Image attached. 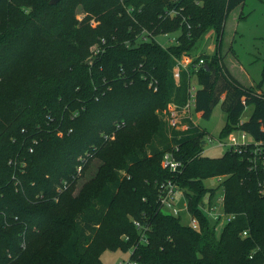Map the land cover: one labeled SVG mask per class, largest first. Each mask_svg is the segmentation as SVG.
Segmentation results:
<instances>
[{"label":"trees","instance_id":"16d2710c","mask_svg":"<svg viewBox=\"0 0 264 264\" xmlns=\"http://www.w3.org/2000/svg\"><path fill=\"white\" fill-rule=\"evenodd\" d=\"M244 1L0 0V264H103L107 250L130 251L136 264H264L263 170H250L248 154L203 156L205 130L171 134L162 112L187 102L197 76L196 112L210 119L221 104L220 137L241 129L264 143V80L244 86L219 48ZM78 8L90 16L79 22ZM144 30L182 34L163 47L142 41ZM211 31L216 53L193 57L177 83L178 61ZM173 146L185 164L178 176L161 165ZM94 156L101 165L73 196L78 168ZM219 175L236 214L220 235L197 208L217 194L204 182ZM176 177L200 231L158 209L159 184Z\"/></svg>","mask_w":264,"mask_h":264},{"label":"rangeland","instance_id":"374dc122","mask_svg":"<svg viewBox=\"0 0 264 264\" xmlns=\"http://www.w3.org/2000/svg\"><path fill=\"white\" fill-rule=\"evenodd\" d=\"M87 16H90L89 13L85 12L81 8L77 9L76 18L79 22L83 21V19ZM90 24L92 26H96L98 23L95 19H92ZM179 36V32H171L168 36L160 34L156 39L163 47H169L173 44L171 40L173 38H178ZM217 40L218 39L214 31L204 35L197 41L196 46L191 52V56L200 57L204 55H214L217 50ZM219 48L225 65L232 68L240 80L248 86L251 85L250 88L258 89L260 85H263L264 0H245L244 3L236 7L229 14ZM184 60L187 62L185 58ZM89 61H91V59H88L86 62L90 63ZM191 81L193 86L199 87L197 76H193ZM176 82L178 83L177 80ZM252 112L253 106L247 107L245 112L240 117V122L247 121ZM196 118H198L200 126H202L204 130L207 129L209 133H213L215 138L219 136L226 124V115L222 111L221 104L214 107L210 119L199 118V116H196ZM233 134L238 136L239 131L236 130ZM115 139L116 137H112L111 141H114ZM248 141L254 142L253 137L249 135ZM225 152L226 148L208 146L205 147L203 156L209 158H219L222 157ZM87 163L88 167L85 168ZM81 165L83 168L80 172H78L79 176L77 177V182L74 186L73 196H77L84 185L96 174L99 166L101 165V160L99 157L94 156ZM118 172L122 175V177L126 175V171L124 169H120ZM204 184L207 188H215L217 186V180L214 177L209 178L205 180ZM181 219L184 224L189 223V216L186 211L182 213ZM130 256V251L107 250L102 254L101 259L103 264H118L120 261L128 260Z\"/></svg>","mask_w":264,"mask_h":264},{"label":"built area","instance_id":"2783aa9c","mask_svg":"<svg viewBox=\"0 0 264 264\" xmlns=\"http://www.w3.org/2000/svg\"><path fill=\"white\" fill-rule=\"evenodd\" d=\"M173 2H177L178 0H171ZM131 11V9H129ZM171 17H175L178 15V12L173 9L168 14ZM186 22V19H184ZM182 34L181 31H177ZM169 33L164 34L168 36ZM157 36L153 35L147 30H144L142 34H140V39L142 41H149L151 39H155L157 41ZM173 42L172 45L179 44L178 38H173L171 40ZM158 42V41H157ZM92 52H99L98 45H95L91 48ZM187 60V62L184 60ZM194 58L191 56L183 55L182 59L178 61L177 66L174 70V77L177 81L180 80V72L183 68H188L192 65ZM205 64L204 58H199V62L194 65L195 71H198ZM150 87L154 88V91H157L156 82H150ZM198 87H195L190 83L189 91H188V100L184 105H177L171 103L167 106V108L163 111V119L167 123L170 133L176 131L178 133H183L191 130L192 128H198L200 131H203V127L200 126L198 118L196 116L201 117V114L196 112V93ZM243 122H240V124ZM122 123L121 125H123ZM119 125L118 127H121ZM239 135L235 136L231 133L228 137H220V135L215 138L213 133H209L205 130V134L202 137L203 142V152H205V147H216V148H226L227 151H232L234 153L243 155L248 154V160L250 162V170L252 171H260L263 170L264 174V143L262 141L249 142L248 136L249 134L238 129ZM170 134V137L172 135ZM173 149L168 150L164 153L161 165L164 169L170 171L174 175L178 176L183 172L185 164L183 161L177 159L175 155V151L179 150L178 146H173ZM248 151V152H247ZM82 167L78 168V172ZM217 180V186L219 190L214 197H211V194L208 193L201 203L198 204V210L209 219L211 224L214 226V229L217 234H221L224 228L235 220L236 214L228 213L225 210V190L223 188V183L227 178L226 175H219L214 177ZM261 191L264 192V180L260 183ZM66 188V185L63 186ZM211 188V189H215ZM157 203L158 209L164 213L169 214L175 217H181L184 211L187 212L189 216V223L186 224L191 227L193 230L200 231V221L196 215L190 212L189 210V200L186 196L184 189L178 184L177 177L175 179H167L162 181L157 189ZM135 225L140 229L142 226L139 222L135 221ZM149 228H145L143 232V237ZM248 235L247 231H244L242 236L246 237ZM118 264H136L130 258L126 261H120Z\"/></svg>","mask_w":264,"mask_h":264},{"label":"crops","instance_id":"0c3cea01","mask_svg":"<svg viewBox=\"0 0 264 264\" xmlns=\"http://www.w3.org/2000/svg\"><path fill=\"white\" fill-rule=\"evenodd\" d=\"M227 67V66H226ZM228 68V70L230 71V73L238 80V81H240L244 86H246V87H250V86H248V85H246L242 80H240L239 78H238V76L236 75V73L233 71V69L232 68H230V67H227Z\"/></svg>","mask_w":264,"mask_h":264},{"label":"water","instance_id":"95a60500","mask_svg":"<svg viewBox=\"0 0 264 264\" xmlns=\"http://www.w3.org/2000/svg\"><path fill=\"white\" fill-rule=\"evenodd\" d=\"M60 1H62V0H50V4H51V5H56V4H58Z\"/></svg>","mask_w":264,"mask_h":264},{"label":"bare ground","instance_id":"6f19581e","mask_svg":"<svg viewBox=\"0 0 264 264\" xmlns=\"http://www.w3.org/2000/svg\"><path fill=\"white\" fill-rule=\"evenodd\" d=\"M187 59V58H186Z\"/></svg>","mask_w":264,"mask_h":264}]
</instances>
